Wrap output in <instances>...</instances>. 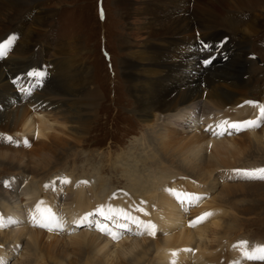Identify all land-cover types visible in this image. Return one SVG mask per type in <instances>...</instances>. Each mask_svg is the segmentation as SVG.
<instances>
[{
	"label": "bare ground",
	"instance_id": "6f19581e",
	"mask_svg": "<svg viewBox=\"0 0 264 264\" xmlns=\"http://www.w3.org/2000/svg\"><path fill=\"white\" fill-rule=\"evenodd\" d=\"M29 1L35 0H0V14L7 10L13 11V14L7 17L4 15L5 18L0 19V25L4 27L0 30V38L13 28H24L23 16L17 22L14 19L20 12L23 15L25 10L22 8ZM133 3V0L116 1L121 18L129 19L132 16ZM157 3H160L159 6H156ZM213 3H217L224 11L223 18L217 12L219 9L215 10ZM256 3H261L259 14H254L250 9H243ZM136 4L144 5L139 11V16H147L148 36L134 48L127 46L130 56L121 63V75L132 109L144 127L137 141L135 140L137 145H141L139 153L142 156H135L133 166L138 165L137 158L140 161L145 158L150 160L158 155L159 151L166 161L163 162L167 169L177 171L186 168L192 172L189 176L195 178L196 182L203 181L207 188L203 189L198 185L197 194L185 192L186 190L181 188L180 195L175 194L176 198L167 192L163 201L152 204L150 200L156 196L158 183L160 182L159 187L163 188L164 177L179 176L182 172L160 175L156 170H153L154 173L150 171L153 181L146 193L141 191L137 211L132 214L133 191L144 187L140 181L143 179L136 174L131 175L135 177L132 179L135 182L128 183L127 188L119 189V196L129 197L128 205L124 203L123 206L121 202L113 204L109 201L106 197L108 194L111 197L116 195L110 194L108 183L105 185L104 181H99L97 185H91L94 186L95 193L91 201L96 202L102 197L104 199L96 202L97 207L88 208L84 213L83 207L88 200L87 193H92L91 187L88 191L87 186H74V179L79 175H75L73 171L59 175L62 182L57 187L46 184L42 191L36 188L41 186H34L33 179L39 180V184L47 178H54L56 181L59 176L54 174L63 172L61 170L64 168H61L58 158L54 155L62 147L67 151L73 145L82 146L86 143L87 134L93 127L90 119L95 117V121L98 114L96 109L99 106L100 111V104L102 106L100 92L91 81L90 69L83 60L70 55L69 49L65 47L56 48L50 61H46L44 56L38 60L34 57L35 61L42 63L50 73L44 88L35 92V77L32 79L33 76L28 74L12 79L18 72L25 73L27 68L35 63L30 61L34 42L49 14L47 10L38 8L33 16V25L28 26V30L24 31L21 37H18L19 32L15 34L16 44L10 52L9 48L7 49L6 58L0 62V132H4L0 133V162L7 160L8 164L30 173L28 178L21 169H16L21 171L25 187L15 200H11V204L4 201L0 207V224L3 225L0 226V234H3V241L10 242L5 247L7 251L4 247L0 248V253H4L0 260L4 264L5 255L13 254L14 250L15 253L18 252L21 243L19 241L23 240V237H27L28 252L31 250L34 255V261H30L28 256L20 253L26 264H39L37 255L40 251L57 256L61 251L66 255L69 249L77 256L67 260L71 264L79 261L85 264H131L133 261V264H136L149 250L153 251V255L148 258L147 264H203L205 259L215 261V258L206 254V249L217 254L223 253V249L227 250L217 229L220 224L216 212L213 211L211 217L208 216V222L204 219L196 223L195 228L183 226L186 220L183 212L184 206L186 208L190 202L195 204L190 213L195 212L197 204L206 197L200 196L203 190L207 195L219 186L222 190L223 186L232 184L228 179L241 181L244 178L255 179L260 176V172L256 170L261 169L262 165L257 166L258 160L252 157L256 156L255 152L259 149L260 155L257 154L260 159H264V118L261 117L260 111L264 107V100L262 103L260 100L249 99L252 97L248 90L252 86L253 73L257 74L262 68L246 55L251 53L247 49L250 36L264 24V0H137ZM167 4L171 5L169 10L162 13ZM227 7H230V10ZM239 20L243 22L241 27L230 26ZM222 22L226 23V28L229 27L233 31L236 29L238 34L218 29L216 24ZM222 24L219 26H223ZM225 34L232 36V39ZM222 36L226 37V41L222 47H218L217 42ZM202 42H206L208 46L200 52ZM191 43H194L192 50L195 54L190 62H184V49ZM42 46L44 50L45 46ZM226 52L229 58L220 62V57ZM211 54H216L217 60L210 66V70H204L198 63L199 58ZM249 61L251 64L247 66ZM186 64L191 66L186 67ZM244 76L247 78L244 79ZM14 87L31 90L26 102L22 101ZM202 101L204 104L199 105ZM224 121L228 123L225 124ZM244 121H255L258 126L242 127L239 130L230 126L232 123ZM9 133L13 135L11 140L4 137ZM15 136H20V139ZM17 142L29 143V151L12 150L7 145ZM151 142L155 148L151 147L148 151L147 147ZM35 151H40L41 155L37 156ZM26 154L32 160L29 164H26ZM249 158L253 159L252 162ZM159 168L165 169L162 166ZM250 172L253 173L252 176L247 174ZM11 174L16 175L15 169ZM64 182H72L68 185L70 187L67 192L63 189ZM230 188L224 189L228 191ZM127 189L129 194L124 192ZM7 192L9 191L4 193ZM183 193L187 195L186 199H183ZM221 195L229 196L228 193ZM212 206L215 207L213 204ZM209 208L210 211L214 210ZM202 211L203 209L198 210L193 219L187 220L188 223L200 218ZM93 212L97 213L99 218L93 217ZM50 214L54 218L49 221ZM57 215H60V218H57ZM108 217L112 220L109 221ZM27 221L47 222L48 227L31 228ZM97 222H100V226L95 224ZM102 223L124 232L119 237L114 228L110 229L111 233L117 234V238L113 239L108 232L100 230ZM149 223L157 230L154 236L149 234L150 230L146 227ZM61 224H66V227L61 228ZM81 225H88L90 229H86L93 231L75 232L77 226ZM7 228L8 232H5ZM160 228H163L167 235L159 242L155 237L159 235ZM133 233L138 236L149 234L155 239L143 245ZM60 236L66 239L59 238ZM248 239L253 241L257 238L250 239L248 236ZM217 245L219 249L216 248ZM246 251L251 250L247 247H236L227 250V253L232 252V257L237 259L238 264H251L243 255ZM30 252L28 255H31ZM126 254H130L127 255L129 258L124 256ZM219 259L216 264L229 263L220 262ZM62 263L56 258L53 264Z\"/></svg>",
	"mask_w": 264,
	"mask_h": 264
},
{
	"label": "rangeland",
	"instance_id": "374dc122",
	"mask_svg": "<svg viewBox=\"0 0 264 264\" xmlns=\"http://www.w3.org/2000/svg\"><path fill=\"white\" fill-rule=\"evenodd\" d=\"M116 1L118 0L29 1L25 4L24 8H22V10L23 9L25 10L23 15L22 12H20L19 14H16V17L14 19V21L16 20L15 22H17V20H19L20 17L23 16V20L25 22L24 28L23 27H16L17 29L13 28L9 31H6L5 32L6 34L2 36V38H0V44L2 42L6 44L9 40H11L12 43L9 46L11 47L14 46L16 44V41H14L16 36L15 34L19 32L18 37H21V34L23 35V32L24 31L26 32L28 30V26L33 25L32 23L33 16L38 10V8L45 9L49 12V14L45 19L46 21L44 25L40 27L41 33L38 36L37 40L34 42V50L32 51V53L33 52L34 53L33 55L31 53V57H30V61H34L35 63H33L29 68H27L25 74H28L31 71L40 72V69L43 68V65L42 63L40 64L39 62H36L35 58L38 60V59H42V57L44 56L43 58L46 59V61L47 59L50 61L54 55V51L58 47L68 48L69 49L68 52L70 55H75L76 57L83 60L84 63L88 66V69H90L89 72L91 76V81L93 82V85L97 87V89L100 92L99 95L101 96L102 106L100 104V111H98V107H99L98 106L96 109L98 114L95 121H94L95 117L90 119V123H93V127L91 128L90 132L87 134V139L85 144H83L82 146L73 145L67 151H64L62 147V149H60L59 152L57 151L56 155H54V157L58 158V163L60 164L61 168H64V170L63 169L61 170L63 172H60L59 174L55 173L54 175L59 176L64 173L67 174L73 171L75 175H79L77 176L76 179H74L75 181L73 183L74 186H77L78 184L83 185L82 186L83 188H86L87 186L88 191L90 190L91 187L92 193L91 192L90 194L87 193L88 200L84 204L83 213L86 210H88V208L91 209L97 207V205H95L97 204L96 202L103 201L102 200L104 199L103 197L97 199L96 202L91 201L92 195L94 196L95 194L93 191L94 186L91 185H95V184L97 185L99 181H104V183L103 182L102 183L105 185L106 183H108L110 194L116 195V197H111V195L108 194L106 197L109 201H111L113 204H120L121 202L123 206L124 203L125 205H128L129 197L126 198L124 196H119L121 195V193H119V191L121 192V190L119 189H121V187L127 188L128 183L135 182L134 180H132L133 178H135L131 176L132 174H136V176L141 177L143 180L140 181L144 186L143 188L138 189V191H133L132 214L135 213V211H137V205H139L138 201L139 199H141V191L146 193L148 186L153 181L150 171L153 172V170H156L160 175H167L169 173H174V172H179V173L182 172L180 173L179 176L164 177L165 182L163 184V188H160L159 187L160 182L158 183L156 196L153 200H150V203L152 204L154 203L159 204L160 200L163 201V198L165 197V194L167 192L173 194L174 195L173 197L176 198L175 194H179L181 188L186 190L185 192L194 193V194H197L198 192L197 189L198 185H201L203 189L207 188V185L204 184L203 181L197 180L196 182L195 178L189 176L192 175V172L188 171L186 168H184L183 170L178 169L177 171H172L170 169H167L164 164V162L166 161L161 156L162 153H159V151H157L158 155L153 156V158H151L150 160H146V158L143 161L138 160L142 156V154L139 153L141 152V148H140L141 145H137L136 141L139 137L140 131L144 127L139 122L136 112L132 109L131 100L129 95L127 94L126 87L124 85L123 78L121 75V71H122L121 63L125 58H128L130 56L129 49H126L127 46L134 48V46L136 47L137 45H140L144 40L147 39L148 36L146 34L148 32V29L146 27L147 16L143 18L139 16V11L143 8L144 5L136 4L137 0H133L134 3L131 9L132 16L129 19L121 18L119 15L120 11L118 12V9L116 8L117 7ZM159 4L160 3H157L156 6L157 5L159 6ZM213 5L216 11L219 9L217 12H219L218 13L219 16L222 17L224 11H222V9L217 3H213ZM260 5L261 3H256L253 6H246L245 8L243 7L242 8L248 10L250 9L249 11L253 12L254 14L255 13L259 14L260 13L259 10L261 9ZM170 6L171 5L167 4L165 7H163L162 13L167 12ZM227 9L230 10V7H227ZM249 11H245V12H249ZM11 14H13L12 10L3 11V13L0 14V19H4L5 16L7 17L8 15ZM222 23L216 24V27L218 26V29L222 30L223 32L231 31L230 34H233L232 32L238 34V32H236V29L235 31H233L229 27L226 28V23L224 22ZM242 23H243L242 20H239L237 22H234V25L232 24L230 26H235L236 28H238L243 25ZM221 24L223 26L225 24L224 28L223 26H219ZM156 27H158V25H156ZM199 28H203V27H199ZM3 29L4 27L0 25V30ZM225 35L229 36V38L232 39V36L228 34ZM225 41H226V37L222 36L217 42L218 47H222ZM42 45L45 46L44 50ZM192 45H194V43H191L189 47H186L184 49L185 51L182 56L184 62H190L192 60L191 57L195 54V51L192 50ZM207 46L208 44L206 42H202L200 48L204 50L205 47ZM247 49L248 51H251V53L249 55H246V57L255 60L257 62V65L260 68H262V70H259L257 74L253 73L252 86L248 90L252 98L249 99L257 100V101L260 100L263 103L264 99H262V97L264 96V24L259 29V31H257L256 33L250 36L249 46ZM190 50L193 52H190ZM210 57H214V59L211 60V63H205V61L208 60ZM215 58H216V54H211L203 58L200 57L198 63L201 65V67L204 70H210L209 69L210 66H212L213 63L216 62L217 60ZM228 58L229 55L228 52H226L220 57V62H225ZM2 60L3 59L0 58V62H2ZM249 64H251V61H249L247 66ZM187 66H191V65L186 64V67ZM34 77L35 76H33L32 78ZM49 77L50 75H46L45 78L41 76V78H43L41 81H39L41 85V89L44 88ZM243 78L246 79L247 77L244 76ZM39 79L40 77L34 78V80L36 81H38ZM30 92L31 90L29 91V93ZM203 104L204 103L202 101L201 104L199 105H203ZM161 118L162 117L160 116V119ZM0 133L3 134L4 132H0ZM12 136L13 135L10 133L8 135H4L5 139L8 137L12 138ZM15 138L20 139V136H15ZM7 145L12 150L17 149V151L20 150L24 152L25 151L28 152L29 150H27V148L30 146L29 143H19V142H17V144L10 143ZM135 145L138 147L136 148ZM151 147H154L153 142H151V144L148 145L147 150L150 151ZM258 150L259 149H257V151L255 152L256 156L252 158L258 160V162L256 163L258 164L257 166L262 165L261 169H264V159H260L259 156L260 153L258 152ZM35 152L38 154L37 156L41 155L40 151H35ZM129 153H131V155ZM135 156H139V158H137V164H138L137 166H133V163L135 162L134 161ZM252 158H249L248 160H251ZM25 159H26V164L27 163L29 164L32 161L28 154H26ZM129 165L131 168L129 167ZM159 166H162L165 169H161L159 168ZM3 168L7 169V171H4L5 169L3 170ZM13 169H15L16 175L11 174V171H13ZM16 169L22 170L23 168H17L11 164H8L7 160H5L4 162H0V207L3 206L2 203L4 201H7L8 204H11L10 203L11 200H15L17 198V195L21 193L22 189L25 187V183L23 180L24 177L21 176V171ZM22 172L25 175H27L28 178H30L29 172H25L23 170ZM51 174H48V176ZM88 174L92 176L90 177ZM33 180H34L33 182L34 186L37 185L41 186L36 188H39L42 191L44 190L43 188L46 186V184L47 186L50 185V187H57L58 185H60V182H62L61 181L62 178L60 176L56 179V181H54V178L52 179L47 178L43 181L42 184H39L40 181L37 179H33ZM227 181H230V183H232L230 185L223 186L224 188L231 187L230 190L228 191H226L224 188L221 190V187L219 186L217 188L218 190L215 189L213 192H211L212 195L210 194V191L206 195L204 192L205 190H203L200 196L203 197L206 196L204 199H202L204 203H202L201 200L197 204L195 212L190 213V210L195 206L194 203L190 202L186 208L184 206L183 214H185L186 216L185 215L182 216H185L186 220H185V225L183 226L186 228L196 227L195 226L196 224L194 226H190L191 222L188 223V221L193 219L192 217H195V214L198 212V210L200 211L201 209H203V211L199 214L201 217L204 216V214L206 213L211 214L214 211L217 213L216 214L217 219L220 224L217 227V229L220 231L219 235L223 239L222 244H225L227 250L234 249L236 247L242 249L247 247L248 250L249 249L251 250L250 251L251 253L254 252L257 248H264V179H260L259 177H255V179H253L252 177H250L241 180L243 182L239 180H236L237 181L236 182L234 179H228ZM71 183L68 184L65 182L63 183L64 185L63 189L66 190L65 192H67V188L70 187L68 185H70ZM6 190H8L9 192L4 193ZM124 192L128 194L130 193L128 189ZM220 192L225 194L228 193L229 196L228 195L222 196ZM181 195L183 199H186L187 196L186 194L184 195L183 193ZM191 199H194V197H191ZM212 200L213 202H211ZM168 201H170V199ZM212 204L215 206L214 208ZM209 207H211V209L213 208L214 210L210 211ZM218 212L220 214H218ZM92 215L93 217L99 218V215L95 212H93ZM56 217L60 218V215H57ZM207 217L205 219L208 222L210 218ZM108 219L109 221L112 220L109 217ZM31 223H35V224H31ZM31 223L29 222L28 224L30 225L31 228H37L39 224L42 222L37 223L33 221ZM95 224L97 226H100V222H97ZM102 224H103L102 226L107 228L108 230L114 228L112 226L108 227L107 223H102ZM61 225H62L61 228L66 227V224H61ZM86 228L90 229V226L88 225L77 226L76 228L77 231L75 232L82 233L87 231L89 232L93 231V229L88 230ZM37 230L45 233L43 230L40 229ZM94 230H96V228ZM115 230L118 232V235L117 234L115 235L121 237V233H123L124 231L122 230L121 232L118 231L117 229ZM156 231L157 230H155V233ZM158 231L160 233L159 235H157L158 234L157 233L156 234L157 236L155 238L158 239V241L160 242L162 238H164V236L166 237L167 234L165 233L167 232H164L163 228L158 229ZM5 232H8V228L5 229ZM126 232L128 231L126 230ZM61 233L63 234L65 232H61ZM244 233L247 234L250 239H255V238L257 239L253 241L249 240L248 236L244 235ZM132 235H136V234L133 233ZM2 236L3 234L1 233L0 246L5 248L6 246H8V243L10 242L3 241ZM137 237L138 240H140L141 244L143 245L155 239L153 237H150L149 234L145 236L136 235V238ZM59 238H63L64 240L66 239V237H61V236ZM143 238L145 239V241H143L144 240ZM21 239L23 240L19 241L21 242L18 250L19 253L18 252L15 253L14 250L13 254L5 255L6 258L5 264H26L24 263L23 256L20 255V253L25 254L26 257L28 256V259H30V261H34V255L31 253L33 251L29 250V252L31 251L30 252L31 255H28L29 252L26 244L27 237L25 238L23 237ZM205 241L208 244V241L207 240ZM242 242H246V243H242ZM219 245H217L216 248L219 249L220 248ZM227 250L223 249L222 251L223 253L217 254L213 250L208 251V249H206L205 250L206 254L209 255L210 257L215 258V261L211 262V261H207V259L203 261L207 262L206 264H216V260L220 258L219 259L220 262L226 261L229 262L227 264H237L236 261L237 259L235 257L234 258L232 257V259H230L232 252L227 253ZM3 254L4 253H0V256L4 257ZM73 254L74 253H72L71 249L67 251L66 255H63L61 251L57 254V256L53 254L47 255V253L40 251L37 257L39 256L38 258L39 264H47V263L53 264L56 261V258L58 260H61L63 262L62 264H71L70 261L68 262L67 260L77 257L76 255ZM127 255L130 254H126L124 256L126 258L127 257L129 258V256ZM152 255H153L152 250L147 251V253L144 254L141 260L136 264H147L148 258H150ZM79 256L81 255L79 254ZM84 258L82 260H84ZM205 262H203V264H205ZM249 262H251V264H264V261L262 260H249ZM72 264H85V263L79 261L78 263L73 262ZM131 264H133V261L131 262Z\"/></svg>",
	"mask_w": 264,
	"mask_h": 264
},
{
	"label": "snow or ice",
	"instance_id": "6c2138e0",
	"mask_svg": "<svg viewBox=\"0 0 264 264\" xmlns=\"http://www.w3.org/2000/svg\"><path fill=\"white\" fill-rule=\"evenodd\" d=\"M102 15V14H101ZM12 43L11 40H9L6 44H0V57L4 56L6 54V51L8 49V46ZM214 59V57H210L208 60L205 61V63H211V60ZM29 76H35V77H41L44 76L45 74L42 72H30L28 73ZM261 117L264 118V107L261 108ZM223 123L227 124V121H224ZM232 128H236V129H241L242 127H253V126H258L257 122L255 121H244L242 123H232L230 125ZM215 134V133H214ZM220 135H223V133H219ZM9 140H11V137L8 138ZM260 172V179H264V169H259L256 170ZM249 176H252L253 173H247ZM67 182V181H66ZM198 199V198H197ZM101 215H103V212L100 213ZM208 215H211L210 213H206L204 214V216L198 218L196 221H193L190 223V226H194L196 223L202 222ZM54 217L51 216V214L48 217V220H52ZM141 224H143V222H139ZM0 226H3L2 224H0ZM40 227H48V223L47 222H42L39 224ZM146 227L150 230L149 234L150 235H155V226L151 225L150 223L146 225ZM101 231L104 232H108V234L113 236V239H116V235L114 233H111L107 228L105 227H101L100 228ZM137 234H143V233H137ZM242 243H246V242H242ZM244 257L246 259L249 260H262L264 261V248H257L254 252H244ZM0 264H4V262L2 260H0ZM238 264V262H237Z\"/></svg>",
	"mask_w": 264,
	"mask_h": 264
}]
</instances>
